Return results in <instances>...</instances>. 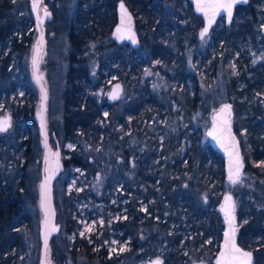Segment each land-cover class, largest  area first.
<instances>
[{"label": "trees", "instance_id": "1", "mask_svg": "<svg viewBox=\"0 0 264 264\" xmlns=\"http://www.w3.org/2000/svg\"><path fill=\"white\" fill-rule=\"evenodd\" d=\"M65 1L44 0L43 3L53 13V19L46 24L48 46L53 51L50 55L60 56L58 62L47 61L43 68L48 70L51 80L55 79L57 72L54 71L58 70L61 76L58 87L62 89V122L59 126L50 124L51 142L59 144L64 154L67 153L66 147L69 144L77 143L71 156L65 158L66 170H70L69 177L74 175V168L81 167L96 181H107V191L103 192L105 195L96 200L108 205L118 184H122L126 192L131 194V200L127 203V219L119 220L118 226L114 227L119 235L123 234L124 238L126 234L138 231L147 213L151 214L148 219L152 224L154 215H161V210L165 209L170 212V216L162 227V233L173 249L171 257H183L186 249L200 248L197 243L190 248L191 238L205 228L209 218L215 220L219 216L216 209L227 183L224 158L213 147L203 151L197 146L189 148L182 157H178V150L174 151L171 139L161 143L159 134L151 131L156 125H151L150 130L147 127L148 121L155 118L154 115L160 121L165 114L173 115L171 105L165 108L159 100L143 97L131 106H121V100L112 103L108 101V96L98 98L95 95L100 89L108 90L114 82L120 81H109L106 71L111 72L108 69L110 65L118 66L117 68L125 65L126 72L132 65V72L133 69L135 74L141 71L145 62L137 56L138 51L147 50L150 60L165 63L172 70L176 69L177 58L173 52L167 48L164 52V47L162 48L166 33L160 31L159 22L170 12L166 13L170 3L175 4L177 9L174 17L179 21L186 19L187 11L181 10L182 0H124L136 16L139 36L142 35L146 21L157 23L153 24L154 35L149 38L148 46L145 37H140V46L137 48L123 42L130 50L123 59L116 56L115 48L120 43L112 38L120 0H71L74 5L70 8L69 16L64 19L60 4H65ZM262 1L250 0L248 5L239 6L230 27L224 21L219 22L214 28L218 35L206 47V55L203 56L197 42L188 47L194 59L201 56L197 59L199 64H206L204 68L199 66L200 73L205 74L206 84L219 75V66L222 64L226 77L223 84L231 94V102L236 106L233 125L241 141L247 166L242 176H245L243 183L235 186L249 198L254 210L248 225L246 224L247 227L250 226L248 231L261 239L254 247H249L254 250L253 264H264V166H258L264 162V129L258 131V138L262 137L260 139H255V134L250 135L252 118L245 117L241 112V100L247 90L262 82L255 83L251 77L246 76L247 72L243 69L246 68L247 61L242 59L239 42L259 41L264 23V10L258 9L263 5ZM188 3L196 20L197 31L203 25V20L194 13L192 4ZM58 22H62L65 28V41L60 49L57 44L53 45L52 38ZM219 28H222L220 32ZM36 39L37 26L31 0H0V115L6 112L12 116L11 127L6 133H1L0 138V264H39L40 259L42 222L38 181L44 148L36 119L41 104L40 91L34 82L32 69ZM92 55L96 58L95 61L91 58ZM94 62L99 63V68L93 76L89 67ZM117 68L112 69V72ZM183 69L180 78L174 80L172 85H176L175 91L182 87L186 90L187 82L191 79L190 82L195 83L194 95L192 88L188 87L185 99H178L177 103L180 102L191 117L198 115L200 110L208 113L210 100L200 101L199 74L189 73L185 66ZM245 83L248 85L242 88ZM150 95L149 93V97ZM9 132L12 136H8ZM5 137L8 139L3 141ZM89 148L94 157H86L85 153ZM171 148L173 150L169 152ZM211 154L214 161L209 163ZM192 167L196 174L193 172L189 175ZM125 173L129 175V179H126ZM78 192H68L59 199L58 192L55 191L57 222L61 224L60 233L53 237L50 245L54 250L55 264H124V261L133 260L134 249L119 254L104 244L105 239L110 238L111 228L108 225L99 230L101 237L98 233L91 238L80 236L76 201L90 195H86L83 190ZM205 193L208 194L207 197ZM91 196L95 197L94 194ZM139 198L151 203L146 213L142 212ZM121 200L122 197L119 202ZM162 202H166L165 206H162ZM107 221L110 222L108 217L106 223ZM215 223L221 229L217 220ZM189 234L192 235L191 238ZM176 235L178 237H173ZM243 247L246 248L244 245ZM219 248L217 246V250ZM164 264H170V261L167 259Z\"/></svg>", "mask_w": 264, "mask_h": 264}, {"label": "rangeland", "instance_id": "2", "mask_svg": "<svg viewBox=\"0 0 264 264\" xmlns=\"http://www.w3.org/2000/svg\"><path fill=\"white\" fill-rule=\"evenodd\" d=\"M262 3L263 5L259 6L258 9L264 10V0L262 1ZM59 4L60 2L57 3L58 6ZM73 5L74 4H72L71 0H66L65 4L63 3V5L60 4L62 18L66 19V17L69 16L70 8ZM182 5L183 8L181 10L187 11L188 16L186 19L179 21L177 18H175L174 13L177 9L175 7V4L172 5V3H170V8L168 7L166 9V13L168 11L170 12H168V14L163 17V19H161L159 22L160 31L166 33L163 38L164 44L162 48L164 47V52L166 48L169 51L173 52L175 58H177V63L175 66L176 69L172 70L171 66H166L165 63H161L154 59L150 60L149 51L142 50L141 52H136L137 56L143 58V61L145 62V66L141 69V71H139V73H137L138 75L134 73V69L132 72V65L128 68L129 70H127V72L124 71L125 65L120 68H117L118 66H112L114 67L112 68L110 67V65L108 69L111 72L106 71V74L109 75V81H116L120 79V81L124 85V93L120 99L121 106H131L132 104H135L134 102H138V100H141L143 97H145L146 99H157L159 100V103L165 108H168V106L171 105V112H173V115L170 116L168 114H165V117L162 121L158 120V118H156V116L154 115L155 118L148 121L147 127H149L150 129L151 125H156L154 127V130H150L154 134H159L158 139L161 143L162 141L171 139V141L174 143V151L178 150V157H182L186 152H188V149L192 148L193 146H197L198 149H201L203 151L208 150L209 147H212L210 139L207 135V130L211 126L213 114L218 111L223 105H232L233 123L235 120L236 113V106L233 102H231V94L229 95V92H227L226 90V85L223 84L225 83L226 77L224 76L225 70L222 67V64L219 66V75L214 77V79L211 78L209 80L210 83L206 84L204 82L205 74L204 72L200 73L201 70L199 68V66L204 68L206 64H199V61L197 62V59L199 60L201 56H198L196 59H194L195 57L191 56V53L189 52L188 48L193 42H197L198 46L201 47V50L203 51V56L206 55V47L213 43L214 37L215 35H218V32L216 31V29H213V32L202 40L200 38V33L202 32L203 25H201L196 31V20L192 16V11L190 10V5L188 1L182 0ZM262 17L264 18V13L262 14ZM156 23L157 22H153L151 24L146 21V24L143 25L144 30L140 37H142V39H144V37L146 38V46L149 45V38H153V24L155 25ZM263 27L264 23L261 26V30ZM177 28L179 29L177 30ZM219 29L220 32L222 28ZM55 30L56 32L53 33L52 37L54 40L53 45L57 44L58 49H60L61 47H63V43L65 41L63 39L65 28L62 22H58L55 24ZM156 34L158 35L159 32L157 31ZM48 44L49 43L47 39L46 53L41 64V73L44 77V81L49 93V101L47 108V122L49 128L51 123H54L56 126H59L62 122L60 121L62 89H59L58 87V85L61 83V76L58 74V70L54 71V73L57 72V75L54 76V80H51L48 75V70L43 68V64L45 65L47 61L58 62L60 58V56L57 54L50 55V52L52 53L53 51H50L52 50V48L51 46L49 47ZM119 45V47L115 48V54L116 56L122 57L121 59H123L125 55L128 56L130 50L126 43H120ZM239 47L241 50L242 59L244 61H247L246 68L243 69L244 72H247L246 76L251 77L252 81L255 83L262 82V84L257 83L252 86L251 89L247 90L245 93V97H243L241 100L244 105L241 106L243 108L241 112L245 115V117L252 118V134L250 135L253 136L255 134L254 138L260 139L262 137L258 138L260 136L258 135V131H260V129H264V33H262V35H259L258 42L240 41ZM186 48H188V50H185ZM91 58L93 59V61H95L96 59L93 55L91 56ZM184 66L188 69L189 73L193 75L199 74L201 78L199 82V86L201 87L200 101L206 102L208 99L210 100L209 105H211V107L208 113L200 110L198 112V115H192L191 117L187 110L183 109V105H181L180 102L177 103L178 99H180V101L185 99V96L188 93V87L192 88V95H194L195 83L190 82L191 79L188 82L186 81L188 83V86L185 85L187 87L186 90L182 87L181 89L177 88V91H175L176 85H172L174 80L177 81L180 78L181 73H183ZM98 68L99 63L96 64L94 62L90 65L89 70L92 72L93 76L97 73ZM116 68L117 70L112 72V69ZM245 85L247 86L248 84H243L242 88L246 87ZM257 87L258 89H256ZM110 88L105 91H102L100 89V92H97L95 95H97L98 98L106 97L109 94ZM149 93L151 94L150 96L152 98L149 97ZM2 115L5 116L6 112L1 114L0 117ZM9 134L10 135L8 136H12L10 132ZM1 136L2 134L0 133V138ZM7 139L8 137H5V139L2 140L6 141ZM40 141L43 145L42 135L40 136ZM121 144H124V142L121 141ZM69 145H71L72 147H69ZM69 145L66 147L68 151L66 154H64L65 158L70 157L72 151H74L78 146L77 143H71ZM52 146L54 149H56V145H54L53 142ZM172 150L173 148H171L169 152ZM217 151L224 158L221 151ZM85 155L87 158H90L91 156L94 157V154H92V150H90V148L86 151ZM213 161L214 157L213 154H211L209 155V163ZM72 172L74 174L72 177H69L70 170H67L65 174L60 177L59 181L55 183V191L58 192L59 199H62L66 193L74 190H77L79 192L83 190L86 191V195H90L86 198L76 201V208L79 211L78 223L80 224L79 233L81 237L85 236L91 238V236L96 233H98V236L101 237L99 234V230H101L104 226L108 225V227L111 228L110 238L105 239L104 244L106 246L108 245L110 250L116 249L114 253L121 254L125 253V251L134 249L133 260H129V262L124 261V264H151L152 260L156 257L162 258L164 262L168 259L170 261V264H198L199 262H205L207 264L216 263L217 253L219 251L217 250V246L220 247V243L223 236L224 223L226 220L224 214L219 210V208L216 209L219 214L218 218H215V220L209 218L204 225L205 228L203 227L204 229H201L200 233H198L196 236L192 237V235L190 236L189 234L190 238L192 237L190 248H193L195 243H197L200 248H188L183 253V257L178 256L172 258L171 252L173 251V249H171V244L169 240H165L164 235L162 233V227L165 221L167 222V218L170 216V212L168 213L167 211H165V209L161 210V215H154L152 224H150L151 222L148 219L151 214L147 213V217H145L143 222L140 223L138 231L132 234L128 233L123 238L124 235H119L118 232L114 230V227L118 226L117 224L119 220L124 219V217L127 216V203H129L131 200V194L126 192L122 184H118L117 188L114 191V194L110 199V203L108 205H105L103 202H101V200L96 199H102L103 195H105L103 192L107 191V181H102L101 179H99V181H96L95 179H93L91 174L87 173V170H84L81 167L74 168ZM193 172L194 174H196L194 168L192 167L191 169H189V175H191ZM125 177L126 179H129V175L127 173H125ZM243 178H241V183H243ZM41 180L42 171L40 174V179L38 181L39 192ZM233 186L234 185H232V183H230L227 178L226 190L222 194L220 205L222 204L227 194L230 193L233 195L235 202V210L239 220L238 235L240 244L242 246L244 245L246 249L254 253V250L249 247H254L255 243L261 240L259 237H255L253 233H250L248 231L250 226L247 227L251 219V213H253L254 210L249 202V198L243 193H241V189H239L238 186ZM92 194H94L95 197H92ZM205 196L207 197L208 194ZM121 197L122 200L119 202ZM139 203L141 204L140 206L142 208V212L146 213L151 203L147 200H144L143 198H139ZM155 203L156 202H153V204ZM165 204L166 202H162V206H165ZM39 212L41 214L42 222L43 213L40 205ZM209 215L212 216V213H210ZM106 217L110 219V222L107 221L106 223ZM262 218L264 219V215L262 216ZM216 220L219 224H221V229L220 225L217 226V224L215 223ZM101 221L103 223H101ZM244 221H247V223H244ZM59 225L61 227V224ZM244 225H246V227H244ZM87 229L91 230L89 231ZM186 229H188V226ZM81 233H83V236L81 235ZM173 237L178 236L176 235ZM113 241H115L116 243H112ZM208 241H211V243H208ZM202 247L203 249H201ZM121 248H123L124 250L121 251ZM152 253H154L155 255H153ZM53 255L54 250L50 246L48 252V261L50 264H55L53 260Z\"/></svg>", "mask_w": 264, "mask_h": 264}, {"label": "water", "instance_id": "3", "mask_svg": "<svg viewBox=\"0 0 264 264\" xmlns=\"http://www.w3.org/2000/svg\"><path fill=\"white\" fill-rule=\"evenodd\" d=\"M187 1H189L192 4L194 13L200 16L201 19L203 20L202 31L204 30V28H208V33L206 36L210 35L213 32V29L217 26L219 20L222 17L225 18L226 26L230 27L235 19L237 8L241 5H247L250 3V0H247V2H244V0H236L232 8V17L229 20L227 17V12L222 9L219 10L213 17V9L210 7H207V5L212 4L213 2H215V0H187ZM43 3H44V0H40L39 16L44 19V22L43 24H39V21L37 19V10L33 8L32 0H31V7H32L33 14L35 16V19H36V26H37V39H36L34 50H33V57L35 56L37 59V68L36 70H34L33 64H32V69H33L34 82L36 83L40 91V101H41L40 110L36 113V119L38 121L40 132L43 137V148H44V154L42 158L41 185L45 184L46 178H47V184H46L47 201L46 203H45V194H44L45 190L42 189L40 185V206H41V210L43 213V220H42L41 228H40L41 252H40L39 264H50L48 261L49 248H50L53 237L58 235L61 231V227L57 222V209H56V204H55L54 184H55V181L61 175V173L64 171L65 166H64L63 159H62L63 155H62L61 149L60 148L54 149L51 145V137H50L48 122H47V108H48V101H49V93H48V88L44 81V77L41 73V64H42L43 58L46 53V45H47L46 24L48 21H51L53 19V13L48 9V6L43 5ZM121 3L124 4V7L127 10L128 15H130L131 17L130 21L127 19V17H125L123 24L121 23V15H122L121 8H120ZM198 5L205 6V10L208 13L207 16L204 14V12L198 10ZM45 8L51 14L48 17L44 16L43 9ZM209 18H213V22L211 23V25H209ZM118 28L121 29L120 33H117ZM262 31L264 33V27ZM130 35L134 37L136 41L135 43H133L132 39L128 38V36ZM119 36H123L124 38L120 39L118 38ZM112 38L118 43L126 42L134 48H137L140 46V36L138 33V29H137L136 16L124 0H120L118 3L117 22L112 32ZM38 48H39V51H37ZM33 57H32V60H33ZM37 77H39V79H37ZM117 86H119L118 89H117ZM115 91H118L119 93L118 98L112 99L110 94ZM123 93H124L123 83L121 81L114 82L110 88V91L107 97L108 101L112 103L119 101ZM45 94H46V99L43 98ZM226 105H230V104H226ZM224 106L225 105H223L221 108H223ZM220 109L213 114L212 123H211L210 128L207 130V135L210 139L212 147L221 151V153L224 156V165H225L227 178L229 177L230 168L231 169L235 168L236 153L238 151L239 157L243 164V168L241 169V178H242V176L244 175L246 171L247 164L243 156V149H242L241 141L233 125L232 105H231V115L230 116L228 115L227 110L221 113ZM5 119L10 120V124H12V116L10 114H6L5 116H2L0 118V121L5 120ZM42 121H43V127H42ZM229 127H230V133H229ZM2 133H6V132H2ZM210 133H213V134L210 135ZM45 135L47 136V145H48L47 148L45 147ZM232 137H234L235 140H233ZM56 153H59V155L58 156L55 155ZM232 185L235 186L236 184H232ZM228 196H231L232 201L234 202L233 195L229 193L225 196L222 204L218 207L219 210L224 214L226 220L224 223V230H223L222 240L220 243V248L217 253V261L215 264H218V261H221L222 259L221 253L225 252V240L227 238L226 234H228V236H231L229 220L225 214V211L228 208V205L226 204V197ZM233 215L235 216V225L237 228V231L235 233V243L237 247H239L243 251L251 252L240 244L239 235H238L239 220L236 214V210L234 211ZM46 237H47V249L45 248V238ZM252 257L254 261L253 253H252ZM157 259L161 260L162 264H164L163 259L159 257L154 258L151 264H153V262L156 261ZM253 261H252V264H253ZM198 264H207V263L199 262Z\"/></svg>", "mask_w": 264, "mask_h": 264}, {"label": "snow or ice", "instance_id": "4", "mask_svg": "<svg viewBox=\"0 0 264 264\" xmlns=\"http://www.w3.org/2000/svg\"><path fill=\"white\" fill-rule=\"evenodd\" d=\"M236 2V0H215V2H213L210 5H207V7H210L213 9V17L214 15L219 11V10H224L227 12V17L230 20L232 17V8L234 6V3ZM244 2H247V0H244ZM32 6L34 9L37 10V19L39 21V24H43L44 19L41 18L39 16V8H40V0H32ZM121 8V23H124L125 17H127V19L130 21L131 17L130 15H128L127 10L124 7V4L121 3L120 5ZM198 10L204 12V14L207 16L208 13L205 10V6L202 5H198ZM44 11V16L48 17L51 14L47 11V9H43ZM213 22V18H209V25H211V23ZM121 29L118 28L117 29V33H120ZM208 33V28H204V30L200 33V38L203 40L206 35ZM118 38L123 39V36H119ZM129 39L133 40V43H135V39L133 36H128ZM42 40V38H41ZM37 51H39V48L37 49ZM32 64H33V68L34 70H36L37 68V59L34 56L33 60H32ZM233 67H235L233 65ZM37 79H39V77H37ZM119 88V86H117V89ZM118 91H115L113 93L110 94L112 99H117L118 98ZM44 99H46V94L43 97ZM227 110L228 115H231V105H225L223 108L220 109V112L223 113ZM105 115H107V113H105ZM11 126L10 124V120L5 119L0 121V133L2 132H7L9 127ZM42 127H43V121H42ZM215 131V129H214ZM229 133H230V127H229ZM213 133H210V135H212ZM233 140H235L234 137H232ZM45 147L47 148V136L45 135ZM69 147H72L71 145H69ZM55 155H59V153H56ZM258 166H264V162H261L260 165ZM243 168V164L241 162V159L239 157V153L237 151L236 153V159H235V168L231 169L230 168V172H229V181L232 184H238L241 183V169ZM46 184H47V178H46V182L44 185H41V188L45 190V203L47 201V188H46ZM226 204L228 205L227 210L225 211L226 217L229 220V225H230V229H231V236H228V234H226V240H225V252L221 253V261H218V264H252L253 261V257H252V253L248 252V251H243L242 249H240L239 247H237L236 243H235V233L237 231L236 225H235V216L233 215L234 211H235V203L232 201V197L228 196L226 197ZM124 219H127V217H124ZM101 223H103L101 221ZM244 223H247V221H244ZM87 230H91V229H87ZM81 235L83 236V233H81ZM112 243H116L115 241H113ZM208 243H211V241H208ZM45 248L47 249V237L45 238ZM124 249L121 248V251H123ZM113 252L116 251V249H112ZM153 264H162V261L157 259L156 261L153 262Z\"/></svg>", "mask_w": 264, "mask_h": 264}, {"label": "flooded vegetation", "instance_id": "5", "mask_svg": "<svg viewBox=\"0 0 264 264\" xmlns=\"http://www.w3.org/2000/svg\"><path fill=\"white\" fill-rule=\"evenodd\" d=\"M248 5V4H247ZM242 6H246V5H241V7ZM221 21H224V23H225V18L224 17H222L220 20H219V22H221ZM218 22V23H219ZM225 25H226V23H225ZM263 29V28H262ZM262 33H263V31H262ZM2 116H4V115H2ZM1 116V117H2ZM0 117V118H1ZM51 145H52V142H51ZM53 147V146H52ZM58 148H60L61 149V151H62V155H63V162H64V166H65V157H64V152H63V149L60 147V145L59 144H57L56 145V149H58ZM67 170H66V167H65V169H64V171L61 173V175L59 176V178L55 181V183L57 182V181H59V179H60V177L63 175V174H65V172H66ZM54 194H55V184H54Z\"/></svg>", "mask_w": 264, "mask_h": 264}]
</instances>
